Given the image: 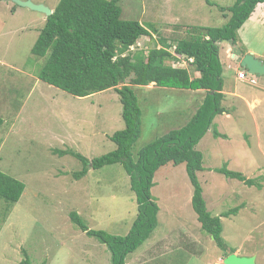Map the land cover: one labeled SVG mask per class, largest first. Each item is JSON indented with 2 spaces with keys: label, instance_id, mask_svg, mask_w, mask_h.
Returning <instances> with one entry per match:
<instances>
[{
  "label": "rangeland",
  "instance_id": "374dc122",
  "mask_svg": "<svg viewBox=\"0 0 264 264\" xmlns=\"http://www.w3.org/2000/svg\"><path fill=\"white\" fill-rule=\"evenodd\" d=\"M28 1L53 10L60 0ZM209 2L213 5L205 0H118L120 18L140 22L151 34L129 52L158 45V36L173 45L190 38L191 28L222 26L228 14L218 7L230 6L232 0ZM45 19L42 13L0 0V172L24 184L17 202L0 199V264H19L24 253L30 264H110L106 247L76 228L68 215L75 212L88 229L125 235L137 214L128 176L120 164H113L89 169L75 180L72 174L81 170V162L54 150H71L88 160L114 150L109 136L124 127L121 104L112 89L78 98L37 79L45 58L30 51ZM237 36L244 48L264 53V25L241 26ZM242 46L219 44L225 90L231 87L227 65L235 73L242 70L229 55ZM181 60L185 64L174 62V67L191 74L190 62ZM132 90L142 111L133 158L149 141L183 126L195 111V97L203 96L153 84ZM247 91L260 104L253 110L237 100L222 104L231 116L217 115L213 125L228 140L206 132L195 146L203 168L196 176L207 211L220 218L226 253L232 250L264 264V99L256 88ZM222 166L259 186L226 178L215 171ZM153 183L157 226L127 255L126 264H221L224 253L201 230L192 210L184 164L160 167Z\"/></svg>",
  "mask_w": 264,
  "mask_h": 264
},
{
  "label": "trees",
  "instance_id": "16d2710c",
  "mask_svg": "<svg viewBox=\"0 0 264 264\" xmlns=\"http://www.w3.org/2000/svg\"><path fill=\"white\" fill-rule=\"evenodd\" d=\"M205 2L213 5L209 0ZM232 2L230 6L218 7L222 13L228 14L222 26L191 28L190 38L173 45L158 36V45L147 51L130 53V48L141 37L151 34L140 22L120 18L118 0H60L51 15L46 17L31 48L33 56L45 58L37 72L40 81L78 98L112 89L121 104L124 127L109 136L115 145L114 150L91 160L71 150H54L59 156L70 155L81 162V170L72 174L75 180L84 177L89 169L113 164H120L128 176L137 214L125 235L88 229L75 212L68 215L76 228L106 247L110 264H126L127 255L142 245L156 228L159 209L152 198L151 188L155 172L168 163L174 166L184 164L192 186L191 207L200 228L212 237L225 257L228 255L227 245L221 237L220 218L211 216L202 197L196 176L203 169L202 154L195 146L208 130L215 138L226 137L213 125L214 118L225 113L219 44L229 42L234 45L238 42L237 30L249 19L256 5L264 3V0ZM245 52L242 48L240 55ZM233 53L237 54V51L233 49ZM180 58L192 60L191 74L186 68L174 67V62ZM150 84L161 88L202 90L204 96L183 126L149 141L138 149L133 158L132 147L140 137L142 111L132 86L146 87ZM215 171L247 186L258 184L225 166ZM23 190L22 182L0 172V199L15 203ZM236 210L234 208L221 216H228ZM230 253L234 251L230 250ZM24 257L19 264H30L25 253Z\"/></svg>",
  "mask_w": 264,
  "mask_h": 264
},
{
  "label": "crops",
  "instance_id": "0c3cea01",
  "mask_svg": "<svg viewBox=\"0 0 264 264\" xmlns=\"http://www.w3.org/2000/svg\"><path fill=\"white\" fill-rule=\"evenodd\" d=\"M52 11V10H51ZM247 26L248 29H253L255 26L257 27H261L264 25V3L262 4H258L256 5L254 11L252 12V14L250 15L249 19L242 25L243 26ZM240 46H242V41L240 43L237 42ZM241 48H244L243 46ZM240 48V49H241ZM245 49V54L247 53H252L256 58L264 61V53L263 52H258L256 51L255 49H251V48H244ZM242 50V49H241ZM237 51V50H236ZM233 53V52H232ZM239 53V54H238ZM240 51H237V54H230L229 56H232L233 60L236 62V59L237 57L239 56H243V55H240ZM238 65L237 68L241 69L240 65L238 62H236ZM229 65H227V69L230 71V82L229 84L231 85L230 89H227L225 90L223 88V100H222V104L224 102H229V101H238L237 104H239V102H242L244 103L248 109L250 110H253L257 105L260 104V100L257 99V96H254L253 94H249L247 89H251V88H256L258 89L262 95L263 93V99H264V80H259L260 78H264V77H257V76H251L250 78L246 77V79H238L237 78V73H235L233 71V68L230 66V68H228ZM243 70V69H242ZM248 80H254V84H250L248 82ZM261 81V82H260ZM146 87H149V86H146ZM194 92H202V90L200 91H194ZM201 93V94H202ZM203 96H204V93H203ZM203 96L201 95L200 97H195V103H196V108L195 110L198 108V106L201 104L202 102V99H203ZM236 107H233V109L235 110ZM232 109V110H233ZM195 111H193V114H194ZM192 114V115H193ZM223 115L225 116L224 118H229L231 115H230V111L225 109V113H223ZM218 129V126L216 127ZM220 132L221 134L225 135L226 137L223 138L224 140H228V136L225 134V133H222L221 131H218ZM257 135H259V132H258V128H257ZM219 138V137H218ZM222 139V138H221ZM236 255H238L239 253L238 252H235Z\"/></svg>",
  "mask_w": 264,
  "mask_h": 264
},
{
  "label": "water",
  "instance_id": "95a60500",
  "mask_svg": "<svg viewBox=\"0 0 264 264\" xmlns=\"http://www.w3.org/2000/svg\"><path fill=\"white\" fill-rule=\"evenodd\" d=\"M15 4L30 10L42 13L45 17L51 15L52 11L42 4H33L28 0H10ZM240 67L245 69L248 75L264 77V61L256 58L252 53L239 56L236 59ZM221 264H256L254 257H242L235 253H229Z\"/></svg>",
  "mask_w": 264,
  "mask_h": 264
},
{
  "label": "built area",
  "instance_id": "2783aa9c",
  "mask_svg": "<svg viewBox=\"0 0 264 264\" xmlns=\"http://www.w3.org/2000/svg\"><path fill=\"white\" fill-rule=\"evenodd\" d=\"M182 58H180L178 61H177V64H179V63H181V62H183L184 63V61H182L181 60ZM192 60L190 59L189 60V62H191ZM185 64V63H184ZM181 68V67H180ZM183 68V67H182ZM246 72L244 71V70H241V71H238L237 72V78L238 79H241V80H243V79H246ZM251 76V75H250ZM248 82L250 83V84H254L255 82H254V80H248Z\"/></svg>",
  "mask_w": 264,
  "mask_h": 264
},
{
  "label": "clouds",
  "instance_id": "9594fccd",
  "mask_svg": "<svg viewBox=\"0 0 264 264\" xmlns=\"http://www.w3.org/2000/svg\"><path fill=\"white\" fill-rule=\"evenodd\" d=\"M191 63V62H190ZM182 68V67H181ZM243 69V68H242ZM243 70H245V69H243ZM241 71V70H240ZM246 71V70H245ZM247 73V72H246Z\"/></svg>",
  "mask_w": 264,
  "mask_h": 264
}]
</instances>
